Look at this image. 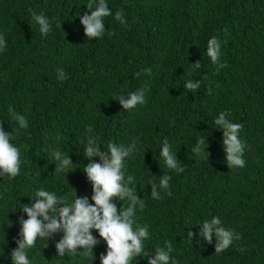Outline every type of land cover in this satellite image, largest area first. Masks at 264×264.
Returning <instances> with one entry per match:
<instances>
[{"label": "trees", "instance_id": "trees-1", "mask_svg": "<svg viewBox=\"0 0 264 264\" xmlns=\"http://www.w3.org/2000/svg\"><path fill=\"white\" fill-rule=\"evenodd\" d=\"M97 2L0 0V33L7 40L0 53V121L21 150L20 174L0 177V264H12L18 217L27 218L20 206L31 202L36 189L70 199L75 192L91 196L83 171L89 135L99 137L103 150L110 142L137 143L125 178L135 177L130 186L144 202L135 219L149 226L147 252L170 241L176 264H264V0H107L113 15L104 18L106 31L88 39L80 16ZM32 10L52 20L47 37ZM117 10H123L125 24L115 19ZM212 37L221 41L226 65L219 71L206 53ZM197 62L201 67L194 70ZM58 68L67 79L57 78ZM189 79L200 81L197 90L183 87ZM141 88L147 102L134 109L124 110L115 98ZM10 110L24 115L29 126L20 128ZM221 111L243 124V168L227 162L223 129L214 123ZM165 139L183 172L168 170L159 158ZM200 139L205 146L195 153ZM56 150L71 157L73 169L56 171ZM165 173L169 189L153 198L147 182ZM128 203L117 201L118 208ZM212 216L240 234L221 253L215 252V236L211 243L187 236ZM62 235L38 238L28 251L32 264H100L103 238L90 256L78 250L60 257L55 243ZM131 264L148 260L135 257Z\"/></svg>", "mask_w": 264, "mask_h": 264}, {"label": "clouds", "instance_id": "clouds-1", "mask_svg": "<svg viewBox=\"0 0 264 264\" xmlns=\"http://www.w3.org/2000/svg\"><path fill=\"white\" fill-rule=\"evenodd\" d=\"M87 8L89 11L80 16V23L88 39L99 38L106 31L104 18L113 15L112 9L108 6L107 0H98L95 7L92 3H88ZM115 19L121 24L126 23L123 10L115 12ZM32 20L39 26L42 36L47 37L52 32V20L43 11L37 13L32 10ZM57 26L61 27V24ZM6 47V37L0 33V53ZM206 53L211 62L218 65L217 71L226 66L220 61L221 41L217 37L208 40ZM192 67L195 70L200 68L201 64L197 62L195 65L192 64ZM57 73L58 79H67V73L63 68H58ZM199 86L200 81L192 79L187 80L183 85L191 91L197 90ZM115 98L119 100L124 110L134 109L147 102L146 90L143 88ZM10 111L20 128L29 126L24 115L14 110ZM3 123L4 121H0V177L15 178L21 171V150L12 143L11 133L5 130ZM214 123L217 125L215 128L223 129L222 144L227 153V162L231 168H243L246 163L243 157L245 141L240 137L243 124L227 118L226 111H221L214 118ZM91 132L92 128L89 126V133ZM204 146L205 141L200 139L192 151L201 153ZM137 149V143L133 141L130 144L110 142L107 150H103L99 137L89 135L84 149L88 163L84 165L83 171L92 185L91 196H77L75 192L72 194L74 199H70L68 196H58L55 191L43 187L36 189L34 195L30 196L31 202L22 203L20 206L27 218L18 217L20 229L16 239L17 247L10 253L12 264H32L28 251L35 246L37 239L46 238L48 241L54 238L56 233H63L55 243L56 255L60 257H64L66 253L74 254L78 250H84V254L90 256L94 247L100 242L99 238H103L107 248L106 253L100 254V264H131L133 258L141 256L147 257L148 264H170V262L176 264L171 256L173 246L170 241H165L164 246H158L151 254L145 250V241L150 236L149 226H141L135 219L137 206L143 208L144 202L134 187L130 186L135 183V177L128 175L125 178L126 161ZM95 157L99 159H94ZM159 158L168 170L178 173L184 171L177 153L172 151L167 139L160 147ZM52 159L57 172H68L73 169L74 163L71 157L64 155L60 150L52 153ZM170 180L171 176L167 173L162 175L158 182L148 180L147 183L151 184V196L159 198L161 189H169ZM125 200L129 201L128 205L118 208L117 201ZM199 224L201 221L194 225ZM93 229L98 236L93 234ZM187 236L202 237L209 243L215 236L216 253L223 252L233 244L234 240L240 239L239 233L223 226L219 216L202 220V227L197 232L188 231ZM2 255L4 252L0 253V256Z\"/></svg>", "mask_w": 264, "mask_h": 264}]
</instances>
